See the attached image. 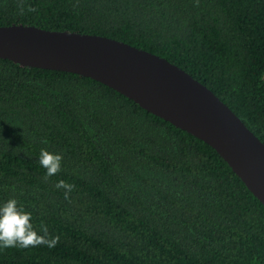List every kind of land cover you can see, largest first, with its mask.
<instances>
[{"label":"trees","instance_id":"trees-1","mask_svg":"<svg viewBox=\"0 0 264 264\" xmlns=\"http://www.w3.org/2000/svg\"><path fill=\"white\" fill-rule=\"evenodd\" d=\"M13 24L157 54L264 143V0H0V26ZM42 148L62 155L52 176ZM10 197L58 240L0 249V264H264V205L212 146L91 77L0 58Z\"/></svg>","mask_w":264,"mask_h":264},{"label":"water","instance_id":"water-1","mask_svg":"<svg viewBox=\"0 0 264 264\" xmlns=\"http://www.w3.org/2000/svg\"><path fill=\"white\" fill-rule=\"evenodd\" d=\"M0 58L91 77L212 146L264 205V143L212 90L169 60L112 38L0 26Z\"/></svg>","mask_w":264,"mask_h":264},{"label":"clouds","instance_id":"clouds-1","mask_svg":"<svg viewBox=\"0 0 264 264\" xmlns=\"http://www.w3.org/2000/svg\"><path fill=\"white\" fill-rule=\"evenodd\" d=\"M40 165L46 170L45 175L52 176L60 171L62 155L42 148L38 157ZM57 188H65V198L73 187L64 181H58ZM58 237H49L47 225L41 223L39 229L32 223V214L21 206L15 197L0 201V249L27 248L40 244L54 247Z\"/></svg>","mask_w":264,"mask_h":264}]
</instances>
